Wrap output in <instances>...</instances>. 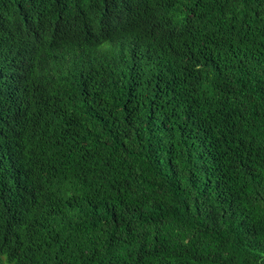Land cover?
I'll use <instances>...</instances> for the list:
<instances>
[{
	"label": "trees",
	"instance_id": "1",
	"mask_svg": "<svg viewBox=\"0 0 264 264\" xmlns=\"http://www.w3.org/2000/svg\"><path fill=\"white\" fill-rule=\"evenodd\" d=\"M0 264H264V0H0Z\"/></svg>",
	"mask_w": 264,
	"mask_h": 264
}]
</instances>
